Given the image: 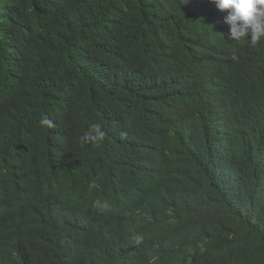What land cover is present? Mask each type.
I'll list each match as a JSON object with an SVG mask.
<instances>
[{
    "label": "trees",
    "instance_id": "16d2710c",
    "mask_svg": "<svg viewBox=\"0 0 264 264\" xmlns=\"http://www.w3.org/2000/svg\"><path fill=\"white\" fill-rule=\"evenodd\" d=\"M226 16L0 0V264H264V41Z\"/></svg>",
    "mask_w": 264,
    "mask_h": 264
},
{
    "label": "clouds",
    "instance_id": "9594fccd",
    "mask_svg": "<svg viewBox=\"0 0 264 264\" xmlns=\"http://www.w3.org/2000/svg\"><path fill=\"white\" fill-rule=\"evenodd\" d=\"M213 2L220 11L227 12L225 23L230 25V40L238 41L242 37H247L253 45L264 41V0H213ZM233 59H236L235 55ZM39 124L53 126L52 120L46 114L41 116ZM106 134L104 126L95 122L89 126L82 139L95 147L104 140ZM97 204L99 205V201ZM103 207H108L106 202ZM141 240L142 237H137L136 243H140Z\"/></svg>",
    "mask_w": 264,
    "mask_h": 264
}]
</instances>
